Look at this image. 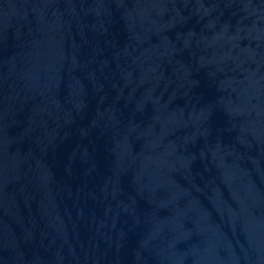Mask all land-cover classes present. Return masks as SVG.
<instances>
[{
	"label": "water",
	"instance_id": "95a60500",
	"mask_svg": "<svg viewBox=\"0 0 264 264\" xmlns=\"http://www.w3.org/2000/svg\"><path fill=\"white\" fill-rule=\"evenodd\" d=\"M0 264H264V0H0Z\"/></svg>",
	"mask_w": 264,
	"mask_h": 264
}]
</instances>
